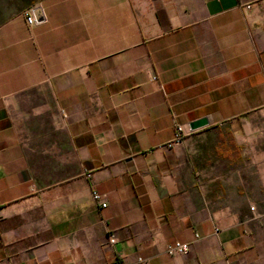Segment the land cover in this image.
Returning a JSON list of instances; mask_svg holds the SVG:
<instances>
[{
    "label": "crops",
    "instance_id": "0c3cea01",
    "mask_svg": "<svg viewBox=\"0 0 264 264\" xmlns=\"http://www.w3.org/2000/svg\"><path fill=\"white\" fill-rule=\"evenodd\" d=\"M31 6L0 24V264H264V0Z\"/></svg>",
    "mask_w": 264,
    "mask_h": 264
},
{
    "label": "built area",
    "instance_id": "2783aa9c",
    "mask_svg": "<svg viewBox=\"0 0 264 264\" xmlns=\"http://www.w3.org/2000/svg\"><path fill=\"white\" fill-rule=\"evenodd\" d=\"M244 7L248 8L250 6V3H244ZM32 6L24 8L21 11V15L24 17V20L27 24H33L35 22L34 17L31 12ZM152 79H155L156 77L154 75L151 76ZM176 129V137L179 138L180 134L182 132V127L181 125L176 124L175 126ZM177 138L175 139L177 141ZM89 176V174H87ZM90 195L91 198L100 206L104 207L105 206V199L104 195L97 192L95 189L90 190ZM216 230V229H214ZM115 241V238L112 234L109 235L108 237V243L112 244ZM189 249V243L188 242H179L175 241L171 244L166 245L165 247V252L169 255H175V254H183L186 253ZM113 264H124L122 258L116 259V261Z\"/></svg>",
    "mask_w": 264,
    "mask_h": 264
},
{
    "label": "rangeland",
    "instance_id": "374dc122",
    "mask_svg": "<svg viewBox=\"0 0 264 264\" xmlns=\"http://www.w3.org/2000/svg\"><path fill=\"white\" fill-rule=\"evenodd\" d=\"M35 0H0V24Z\"/></svg>",
    "mask_w": 264,
    "mask_h": 264
},
{
    "label": "water",
    "instance_id": "95a60500",
    "mask_svg": "<svg viewBox=\"0 0 264 264\" xmlns=\"http://www.w3.org/2000/svg\"><path fill=\"white\" fill-rule=\"evenodd\" d=\"M31 12H32L34 20L36 22H39V21L43 20L44 16H43V13H42V10H41L40 6H33L32 9H31ZM206 124H207V119L205 117H200V118H197L195 120L190 121L188 123V127L190 129H195V128L204 126Z\"/></svg>",
    "mask_w": 264,
    "mask_h": 264
},
{
    "label": "trees",
    "instance_id": "16d2710c",
    "mask_svg": "<svg viewBox=\"0 0 264 264\" xmlns=\"http://www.w3.org/2000/svg\"><path fill=\"white\" fill-rule=\"evenodd\" d=\"M30 5H31V3L28 4V6H30Z\"/></svg>",
    "mask_w": 264,
    "mask_h": 264
}]
</instances>
